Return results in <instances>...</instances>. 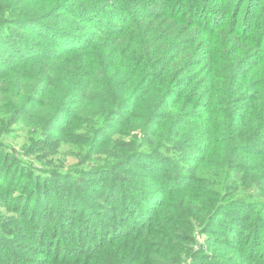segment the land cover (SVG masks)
Segmentation results:
<instances>
[{"label": "trees", "instance_id": "obj_1", "mask_svg": "<svg viewBox=\"0 0 264 264\" xmlns=\"http://www.w3.org/2000/svg\"><path fill=\"white\" fill-rule=\"evenodd\" d=\"M203 257L264 264V0H0V264Z\"/></svg>", "mask_w": 264, "mask_h": 264}, {"label": "rangeland", "instance_id": "obj_2", "mask_svg": "<svg viewBox=\"0 0 264 264\" xmlns=\"http://www.w3.org/2000/svg\"><path fill=\"white\" fill-rule=\"evenodd\" d=\"M117 138H119V135L116 134V133H114L112 139H117ZM168 166H169L170 169L167 170L166 172H164V176H167L168 175L172 181H179V180L180 181H183L184 180V177H185L184 176V173L187 172V171L185 169H183L182 166L178 167V166H173V165H170V164H168ZM164 200L167 201L168 200V197L165 196V195H160L156 199V203H160L161 204ZM104 204H106L105 206H112L110 203H104ZM160 206L157 207L159 210L161 209ZM110 208L112 210L116 209V214L117 215L120 214V216H121L120 207L119 208H116V207L112 206ZM99 210H101L102 212H104L103 207H101ZM100 214L103 215L101 218H106V220H108L109 222H113L116 225H121V223L117 219H113L112 217H104L105 216L104 213H100ZM142 221H147V220H142ZM109 230L111 231L112 228L111 229L109 228ZM209 235H210V233H207L205 235V237H207ZM207 252H211L212 253V249H208ZM212 260H214V261H211L210 259H208V257H206V258L203 257V263L204 264H217V260L216 259H212Z\"/></svg>", "mask_w": 264, "mask_h": 264}]
</instances>
